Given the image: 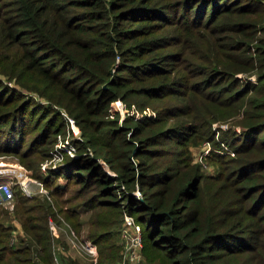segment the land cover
Instances as JSON below:
<instances>
[{"label": "trees", "instance_id": "1", "mask_svg": "<svg viewBox=\"0 0 264 264\" xmlns=\"http://www.w3.org/2000/svg\"><path fill=\"white\" fill-rule=\"evenodd\" d=\"M119 99L125 117L112 110ZM162 101L155 116L130 112ZM62 110L82 129L79 155L41 178L78 184L93 214L80 220L58 186L51 199L18 193L23 234L10 244L0 207V264H53L58 213L78 232L89 226L98 264H118L125 213L142 226L149 263L264 264V0H0V129L23 148L35 118L24 154L43 160L66 129ZM202 142L233 151L207 155L216 173L192 164Z\"/></svg>", "mask_w": 264, "mask_h": 264}, {"label": "built area", "instance_id": "2", "mask_svg": "<svg viewBox=\"0 0 264 264\" xmlns=\"http://www.w3.org/2000/svg\"><path fill=\"white\" fill-rule=\"evenodd\" d=\"M115 103H117L119 111L124 110L125 105L120 99L119 101L116 100ZM125 109L126 112H129V109ZM134 111L135 110L132 109L130 112L134 113ZM137 114L140 117L146 115L140 112ZM62 115L66 121V129L57 134L55 150L53 149L54 152L52 151L51 154L62 153L63 155V153H66L67 156L77 157L79 155L77 142L83 140L82 129L75 117L70 115L67 111L62 110ZM122 116H125L124 111ZM209 152V148L203 152V156H201L202 160H204V155ZM54 160L56 159H49L43 163L42 170L45 174L50 170H59L65 164V160L60 165ZM60 160H62V158ZM106 169L111 174H114L108 166H106ZM18 193L28 198L42 196L51 199V189L45 181L35 177L25 166L18 164L0 166V205L5 208L11 216H15L14 211ZM137 194L141 195L139 191H137ZM18 222L19 220L13 217L11 224L13 225V232L10 238V244H14L18 239L20 232L17 224ZM49 225L54 237L53 264H63L61 259L62 253L74 257L79 255L85 260L87 259L89 264L99 263L100 256L97 244L83 230L78 232L64 215L58 213L57 218L50 216ZM62 234L68 239L69 250L58 240ZM120 243L122 248L121 258L118 264H148L144 254L142 226L137 222L135 217L129 213L124 214L120 228ZM71 247L76 248L79 254H73Z\"/></svg>", "mask_w": 264, "mask_h": 264}, {"label": "rangeland", "instance_id": "3", "mask_svg": "<svg viewBox=\"0 0 264 264\" xmlns=\"http://www.w3.org/2000/svg\"><path fill=\"white\" fill-rule=\"evenodd\" d=\"M166 49H177V46H172L170 48H166ZM240 76H243V74H239ZM245 76V75H244ZM249 78L257 83L258 80H257V75L256 74H252L251 76H249ZM10 84H14V82L12 81H9ZM181 98H174V100H169L166 104V105H170V103H179L178 101L180 100ZM119 101V100H117ZM116 101H114L112 103V109L113 110H118L117 108V103H115ZM165 105H163V101L162 102H158V103H155L153 106L149 105V107H147L146 110H144L143 112H140V111H134V113H132L133 115H135L136 118L140 117L138 116V112L140 113H144V114H148V113H151L152 115L155 116V114L157 113V109L155 108H160V107H164ZM123 113H125V116H126V109L124 107V110H121ZM124 116V117H125ZM33 119L35 118H32V121L29 123V126H28V132H27V135H26V139H25V146L23 148H20L22 145L21 143H19V140H17V136L13 138L14 134H12V132H14L15 130L14 129H10L8 127H1L2 129H0V166H4V165H8V164H18V165H23L25 166L26 168H28L32 174L35 176V177H38L39 179H42L43 177H45V172L42 170V165L44 162H46L47 160L49 159H56L54 160L55 162H57L58 165H60L64 160L66 161V158L68 157L66 153H56V154H51L50 156H48L46 159H37V155L36 153H30V154H24L26 152H24V150L26 149V147L28 146L30 140L34 137V135L39 131L40 128H34L33 127ZM45 117L42 118V121L45 122ZM177 121H179L178 119L176 118H171L169 120H167L165 122L164 125H166V127L170 126L171 124H174L176 123ZM42 125V124H41ZM40 125V126H41ZM214 128H222L223 130H227V129H230L232 128V130L236 131V132H240L241 130V127L239 124H236L235 121H216L214 122V125H213ZM16 132V131H15ZM221 133V132H220ZM220 133L218 135H220ZM222 134V133H221ZM22 142V140H21ZM56 143V141H55ZM55 143H54V146H53V149L55 150ZM204 142L198 144V145H195V146H191V150L193 151V161H192V164L193 163H201L202 164V167L203 169L209 173V174H213V173H216L217 170H218V164H217V159H213L215 160L216 164L213 162V161H209L208 158H207V155L212 153L211 151L215 149V152L217 151V153H221L222 155H233V151L227 147H221V149H218V146H214L213 144H210V143H207V144H203ZM214 146V147H213ZM210 149V152L206 155H204V160H202L201 156H203V152L207 149ZM54 150H51V152ZM62 152V150H61ZM202 152V153H201ZM58 154V155H57ZM54 155H57V156H54ZM54 156V157H53ZM62 158V160H60ZM64 158V159H63ZM3 161V162H1ZM5 162V163H4ZM59 167V166H58ZM57 171V170H55ZM38 175H41V176H38ZM42 177V178H41ZM58 186L59 189H61L59 192H61V195L59 196L60 198H66V199H69L68 203H67V206L65 208H68V207H75L76 209L79 210V219L82 220V221H87L91 218L93 212L89 209H85V208H81V204L82 201L86 198V197H77V193H76V189L79 188V185L78 184H75L73 181H70L68 183V180L65 178V176L61 175L59 177H57L54 182L51 184V186H48L50 189L51 187H56ZM63 205V204H61ZM3 210V213H6L9 215L8 211L3 208L2 206H0ZM4 216V215H2ZM10 216V215H9ZM68 220V219H67ZM69 221V220H68ZM89 226H87V224L84 226V229L83 231L88 235L89 234ZM120 233V232H119ZM117 238V241L119 242L120 240V234H117L116 236ZM60 242H62V240L59 238L58 239ZM63 243V242H62ZM68 250H69V247L67 246ZM71 250L73 252V254L77 255L79 254L76 250V248L74 247H71ZM157 259H160L161 258V255L160 254H157ZM77 259H79V261H81L82 263L84 264H89V262L87 261V259L85 260L83 257L77 255ZM148 258V257H146ZM148 261V259H147ZM151 263V261H150ZM149 261H148V264H150ZM152 264V263H151Z\"/></svg>", "mask_w": 264, "mask_h": 264}, {"label": "crops", "instance_id": "4", "mask_svg": "<svg viewBox=\"0 0 264 264\" xmlns=\"http://www.w3.org/2000/svg\"><path fill=\"white\" fill-rule=\"evenodd\" d=\"M9 215H10V214H9ZM9 217H10L9 220L6 221V225H11V224H12V219H13L14 216H11V215H10ZM17 224H18V228H19V231H20V232H19V235H20V234H23V229H22V225H21V223L18 222Z\"/></svg>", "mask_w": 264, "mask_h": 264}]
</instances>
